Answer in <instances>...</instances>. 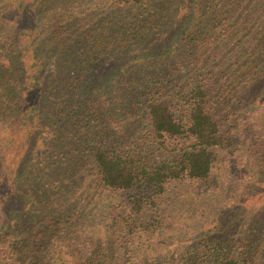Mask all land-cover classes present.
I'll list each match as a JSON object with an SVG mask.
<instances>
[{"label":"trees","instance_id":"16d2710c","mask_svg":"<svg viewBox=\"0 0 264 264\" xmlns=\"http://www.w3.org/2000/svg\"><path fill=\"white\" fill-rule=\"evenodd\" d=\"M263 79L264 0H0V264H264Z\"/></svg>","mask_w":264,"mask_h":264},{"label":"rangeland","instance_id":"374dc122","mask_svg":"<svg viewBox=\"0 0 264 264\" xmlns=\"http://www.w3.org/2000/svg\"><path fill=\"white\" fill-rule=\"evenodd\" d=\"M169 41L170 40V37H165V39H162L161 40V44L160 45H163V44H165V41ZM108 71H110V69H108L107 68V71L106 72H108ZM111 72V71H110ZM106 75H108V74H106ZM106 75H103L102 74V77H104V76H106ZM258 86H259V88H258V90H263L264 89V79L262 80V81H260V82H258ZM230 199H228V200H225V201H223L222 202V211L224 210L225 212L224 213H222L221 214V216H220V218H218L217 219V222H216V224L217 225H219V226H223V225H227V224H229L230 223V217H231V215L233 214V211H236L237 209H238V206L240 205L239 203L238 204H235L234 206H226V204H227V202L229 201ZM8 210H9V214H11L12 213V211H13V208L10 206L9 208H8ZM219 212H221V210L219 211ZM218 212V213H219ZM206 220H204V219H200L198 222H197V224H206ZM183 223L185 224V225H193V220L191 219V218H189V217H187V218H185L184 220H183ZM235 228H228V230L229 231H233ZM184 232H186L184 235H182L181 237H187V236H189V237H192L193 235L191 234V233H189L188 231H184ZM197 233V232H196ZM193 234H195V233H193ZM224 237L226 238L227 237V235H224Z\"/></svg>","mask_w":264,"mask_h":264}]
</instances>
